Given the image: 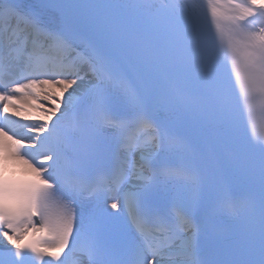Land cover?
<instances>
[{"label":"snow or ice","instance_id":"1","mask_svg":"<svg viewBox=\"0 0 264 264\" xmlns=\"http://www.w3.org/2000/svg\"><path fill=\"white\" fill-rule=\"evenodd\" d=\"M0 264H264V0H0Z\"/></svg>","mask_w":264,"mask_h":264},{"label":"bare ground","instance_id":"2","mask_svg":"<svg viewBox=\"0 0 264 264\" xmlns=\"http://www.w3.org/2000/svg\"><path fill=\"white\" fill-rule=\"evenodd\" d=\"M9 170L12 171V166H11V165L9 166ZM19 170H21V168H20L19 166H17V167L15 168V171H19Z\"/></svg>","mask_w":264,"mask_h":264}]
</instances>
